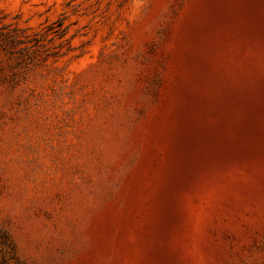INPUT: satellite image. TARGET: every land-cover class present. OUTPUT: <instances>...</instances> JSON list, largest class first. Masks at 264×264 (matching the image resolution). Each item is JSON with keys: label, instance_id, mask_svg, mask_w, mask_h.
Masks as SVG:
<instances>
[{"label": "rangeland", "instance_id": "obj_1", "mask_svg": "<svg viewBox=\"0 0 264 264\" xmlns=\"http://www.w3.org/2000/svg\"><path fill=\"white\" fill-rule=\"evenodd\" d=\"M0 264H264V0H0Z\"/></svg>", "mask_w": 264, "mask_h": 264}]
</instances>
